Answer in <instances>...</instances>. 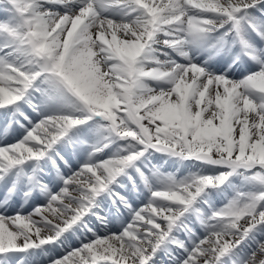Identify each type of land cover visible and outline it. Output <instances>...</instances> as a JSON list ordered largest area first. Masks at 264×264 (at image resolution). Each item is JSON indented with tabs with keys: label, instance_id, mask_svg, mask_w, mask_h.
Returning <instances> with one entry per match:
<instances>
[{
	"label": "snow or ice",
	"instance_id": "obj_1",
	"mask_svg": "<svg viewBox=\"0 0 264 264\" xmlns=\"http://www.w3.org/2000/svg\"><path fill=\"white\" fill-rule=\"evenodd\" d=\"M0 264H264V0H0Z\"/></svg>",
	"mask_w": 264,
	"mask_h": 264
}]
</instances>
